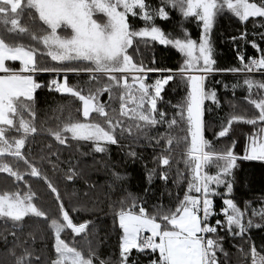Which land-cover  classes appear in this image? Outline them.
<instances>
[{
	"label": "trees",
	"instance_id": "obj_1",
	"mask_svg": "<svg viewBox=\"0 0 264 264\" xmlns=\"http://www.w3.org/2000/svg\"><path fill=\"white\" fill-rule=\"evenodd\" d=\"M82 1L101 27L97 3L114 0ZM34 2L12 10L0 1V42L32 53L36 84L11 100L1 126L0 264H70L58 243L88 264H161L156 247L121 254L119 215L173 229L169 220L195 201L201 225L214 228L203 264L264 257V157H248L264 138V74L242 72L248 59L264 62V0H212L205 29L183 0H138L119 47L98 60L74 49L72 26L46 20ZM245 3L262 13L245 16ZM183 40L206 57L196 66L207 71L199 139ZM82 99L93 104L86 116Z\"/></svg>",
	"mask_w": 264,
	"mask_h": 264
},
{
	"label": "rangeland",
	"instance_id": "obj_2",
	"mask_svg": "<svg viewBox=\"0 0 264 264\" xmlns=\"http://www.w3.org/2000/svg\"><path fill=\"white\" fill-rule=\"evenodd\" d=\"M6 2L10 9H15L20 0H0ZM185 4V13L196 14L202 22V29L208 27L212 11V0H183ZM35 5L39 10L40 15L46 20L58 22L63 21L72 26L75 32V39L72 40L74 49L84 52V57L98 60L104 55H109L119 47V43L126 35V22L124 14L126 11H131L138 6V0H114L112 3H104L98 1V8L105 17V22L101 27L89 18L87 12L84 10V2L82 0H35ZM245 16L258 15L262 10L255 4L245 3L243 6ZM146 35L154 36L153 32H146ZM0 46L6 50L5 57L8 59H19L22 61L23 70L33 62L31 52L21 48H9L1 44ZM178 48L185 55L186 73L189 78V106L188 113L192 128L193 138L197 139L200 135V102H201V80L202 76L207 72L206 69H198L196 66L202 62H206V57L201 53V48L198 46L199 54H194V43L188 40L180 41L177 44ZM102 53V54H101ZM257 62H262L260 57L253 58ZM134 73V72H133ZM29 78V79H28ZM29 75L25 74H0V101L6 103L16 90L12 89L15 85L14 81L20 80L24 82L30 80ZM31 81V80H30ZM154 86V84H153ZM158 90V87H155ZM29 91V90H28ZM29 96V92H21ZM93 104L87 100L82 99L81 113L86 116ZM6 121V120H5ZM1 123V121H0ZM80 134L86 131L78 130ZM254 142V141H253ZM264 157V138L260 136L259 142L250 145L248 157ZM0 207L6 206L4 201H0ZM191 216L192 227L196 232H201L206 226H202L200 220L193 211L182 210L177 219L170 222L173 229H161L160 226L141 214H122L119 218L121 227V237L119 249L121 254H125L128 250L138 246L139 237L147 235L151 240H154V245L159 248L162 246V264H191L194 263L192 256L195 255V264H198V255L202 248V243L199 235L192 236L187 234V226L191 224L184 220ZM231 218L237 217V211L233 210L229 215ZM66 220V217H62ZM187 225V226H186ZM187 231V232H186ZM186 236L185 239H179ZM169 236V237H168ZM188 237L191 239H188ZM195 242L194 246L192 241ZM59 253L66 262L70 264H88L87 261L81 259L79 255L73 250L58 243ZM252 259L255 264H264V257L252 253ZM191 261H190V260Z\"/></svg>",
	"mask_w": 264,
	"mask_h": 264
},
{
	"label": "crops",
	"instance_id": "obj_3",
	"mask_svg": "<svg viewBox=\"0 0 264 264\" xmlns=\"http://www.w3.org/2000/svg\"><path fill=\"white\" fill-rule=\"evenodd\" d=\"M1 44H3V43H1ZM15 48H19V47H15ZM4 52H6V50L3 49L0 46V74H2V75H6V74H20V75H22V74H25V75H29L30 76V78H31L30 80L31 81L29 80V82L28 81L24 82V85H23V82L20 81V80L14 81L15 85L13 86L12 89L16 90V93H13L12 97H10L9 100H7L6 103H3L2 101H0V121H1V123H0V133H1V130H2L1 126L2 125H6V124L9 123V116H8V114H9L11 100L13 98H16V97H25V98L26 97H30L32 95V93H33V90H34L35 86H36V84L34 82V79H33V74H34L35 71L33 70L32 65L30 64L27 67V70H23V68H22V61L19 59L20 57L18 59H12L11 60V59H8L7 57H5ZM21 92H29L30 95L29 96H26L24 93H21ZM199 108H200V105H199ZM200 120H201V111H200ZM199 138H200V135H199V137L197 139H199ZM183 210H186V211H189L190 210V211H192L190 208H185ZM123 214H125V213H123ZM179 214L176 217H174L171 220H169V223L171 221H173L174 219H177L178 216H179ZM121 215H119L118 221H119V218H120ZM184 220L188 221L189 223L191 222V224H189V226L186 225L187 226V230L189 231L187 234H191L192 236L193 235L194 236L199 235L200 232L199 231L196 232L195 229H194V227H192L193 221H192L191 216H189L187 218H184ZM185 238H186V236L184 235V237L179 238V239H185ZM188 239H191V237L190 238L188 237ZM152 241L154 243V240L153 239H152ZM190 241H192V245L194 246L195 242L193 240H190ZM133 248H138V246L133 247ZM159 249H160V251L162 253V250H163L162 249V246L159 245ZM203 252H204V248L202 247L200 249V252H199V255H198V259H197L198 260V264H203ZM192 259L194 260L193 261L194 263L191 262V264H195V255L194 254L192 256Z\"/></svg>",
	"mask_w": 264,
	"mask_h": 264
},
{
	"label": "built area",
	"instance_id": "obj_4",
	"mask_svg": "<svg viewBox=\"0 0 264 264\" xmlns=\"http://www.w3.org/2000/svg\"><path fill=\"white\" fill-rule=\"evenodd\" d=\"M243 73L247 74H264V62H257L256 60L248 59L243 63ZM164 81L163 77L159 74L155 78V85L159 86ZM52 88L55 89L56 85L53 83ZM190 209L196 214L197 212H202L203 205L201 201H195L190 205ZM224 214V211L221 210L219 212V215L222 216ZM202 226H206L200 233L199 238L202 243V247H207L210 244L209 234H212L214 231V228L210 225L203 224ZM154 244L151 238H149L147 235H141L139 237L138 241V249L140 250H147L150 251L154 249Z\"/></svg>",
	"mask_w": 264,
	"mask_h": 264
},
{
	"label": "water",
	"instance_id": "obj_5",
	"mask_svg": "<svg viewBox=\"0 0 264 264\" xmlns=\"http://www.w3.org/2000/svg\"><path fill=\"white\" fill-rule=\"evenodd\" d=\"M63 213V215L65 216V217H67V215H66V213L65 212H62ZM67 220H64V222H65V224L67 225V222H66Z\"/></svg>",
	"mask_w": 264,
	"mask_h": 264
}]
</instances>
